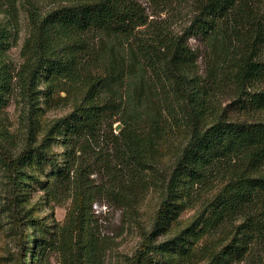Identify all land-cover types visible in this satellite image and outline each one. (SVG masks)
I'll return each mask as SVG.
<instances>
[{
	"label": "rangeland",
	"instance_id": "obj_1",
	"mask_svg": "<svg viewBox=\"0 0 264 264\" xmlns=\"http://www.w3.org/2000/svg\"><path fill=\"white\" fill-rule=\"evenodd\" d=\"M80 1L89 0H0V146L12 156L47 137L44 149L64 166L66 123L57 121L75 109L81 112L79 106L90 99V89L100 90L94 98L98 101L109 98L96 81L106 75L111 52L89 33L54 36L51 53L61 66L56 69L48 63L34 80L31 76L46 48L39 21L54 7ZM139 1L148 22L129 41L142 62L151 63L145 73L156 88L163 115L127 125L109 120L96 134L78 137L76 152L62 175L47 160L31 158L24 166L16 205L12 181L0 162V264H14L20 255L26 264H131L144 235L154 230L167 177L190 136L188 122L193 114L202 125L219 116H253L234 98L240 60L246 51L256 50L232 37L215 43L187 38L197 53L196 73L206 95L187 104L155 49L166 37L184 33L194 0ZM121 91L126 94L127 89ZM227 178L226 172H219L205 183H184L169 224L154 232V242L172 237L203 210L205 220L182 249L162 255L148 250L139 264H222L223 249L237 221L225 218L214 223L217 213L210 203ZM32 218H39L43 226L31 224ZM228 264H264V249L253 248Z\"/></svg>",
	"mask_w": 264,
	"mask_h": 264
},
{
	"label": "trees",
	"instance_id": "obj_2",
	"mask_svg": "<svg viewBox=\"0 0 264 264\" xmlns=\"http://www.w3.org/2000/svg\"><path fill=\"white\" fill-rule=\"evenodd\" d=\"M147 22L148 14L139 0H89L60 5L48 11L39 21L38 29L46 48L32 69L33 80L48 63L56 69L61 66L59 58L51 53V44L57 35L89 33L105 43L112 56L106 75L96 81L109 98L98 101L94 98L100 90L90 89V99H83L79 106L81 112L75 109L57 121V124L66 123L64 142L67 164L76 152L77 138L96 134L107 121H121L124 125L143 120L147 123L163 115L156 99V88L145 73L151 63L142 62L144 58L136 51L134 42L129 41ZM191 36L208 43L232 37L241 40L245 48L256 50L251 54L246 49L240 60L234 98L239 108L253 116L244 119L219 116L211 124L202 125L196 112L193 114L188 122L190 136L167 177L154 230L144 235L141 248L133 256L131 264H139L148 250L162 255L164 251L184 247L188 236L205 220V210L166 240L154 242V232H160L169 224L179 204L184 183L193 186L205 183L219 172H226L228 178L210 203L217 213V218L211 221L216 223L218 219L225 218L237 221L235 232L223 249L225 257L220 263L228 264L232 258L240 260L256 247L264 249V117H260V113L264 112V0H194L193 14L184 33L166 37L159 49H155L171 75L177 94L187 104L189 100L195 102L206 96L201 90L204 83L199 82L196 73L197 53L188 44L187 38ZM122 89H127L126 94ZM47 139L43 137L41 143L27 144L15 156L6 153L0 146V162L12 181L14 205L19 196L17 190L23 183L24 166L31 158L47 160L57 168L56 174L67 172V164L59 165L44 149ZM221 164L225 169H220ZM30 221L43 226L39 218ZM14 223L18 227L21 219L15 218ZM22 237L26 240V231ZM14 264H26L25 258L20 255Z\"/></svg>",
	"mask_w": 264,
	"mask_h": 264
}]
</instances>
